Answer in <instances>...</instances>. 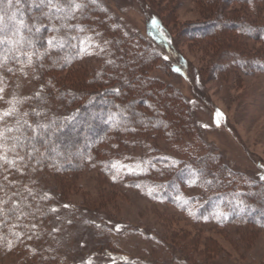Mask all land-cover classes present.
Segmentation results:
<instances>
[{
	"label": "rangeland",
	"instance_id": "1",
	"mask_svg": "<svg viewBox=\"0 0 264 264\" xmlns=\"http://www.w3.org/2000/svg\"><path fill=\"white\" fill-rule=\"evenodd\" d=\"M102 1L111 14V24L117 26V40L125 36L122 28L147 43L152 48L150 54L155 51L149 75L159 78L163 91H177L181 102L176 105L182 106L183 118L172 119L176 106L167 99L171 96L168 93L157 98L156 89L151 97L136 98V79L124 93L126 101H133L135 110L150 115L153 100L163 120L178 123L176 130H166L156 123L113 130L112 125L118 122L114 114L102 103H87L88 109H100V113H88L84 121L75 118L59 130L64 138L81 129L77 141L71 137L61 146L55 143L50 160L44 162L37 155L23 169V175L12 171L23 195L27 193L25 188L33 193L37 190L39 196L44 191L63 206L54 203L51 209L56 211L48 210L47 219L42 211L47 199H39L41 196L31 217H13L5 209L11 204L3 206V224L14 225L0 246V264H85L89 260L91 264H264V0ZM0 7L7 9V3ZM14 7L22 8L21 4ZM218 12V25L225 19L233 18L234 22L219 25L214 34L203 39L184 34L187 30L195 35L209 29L211 18ZM151 13L165 19L175 38L176 53L159 44L149 32L147 16ZM5 14L4 23L11 27V14ZM78 15L67 24L78 22ZM29 17L31 24L37 18L43 22L41 11H31ZM20 18L29 26L25 15L17 12ZM58 23L52 24L58 27ZM50 29L49 38L64 35ZM212 32L208 30V35ZM81 34L83 38L92 37L91 43L105 51L100 53L93 47L77 52L74 61L58 59L59 63H54L50 56L57 50L53 48L44 56L46 59L35 62L34 58L32 66L5 57L6 62H0V87L4 88L0 111L11 106L6 101H13L18 111L25 109L28 100L40 92L45 73L59 88L78 91L83 96L81 102L96 93H101V102L110 97L119 102L123 95L108 90L104 74L114 71V58L110 56L115 42L97 28ZM7 36L12 41L7 44L10 50L14 45L16 52L26 50L21 48L23 43L16 45L18 35L8 32ZM0 47L4 57L9 49ZM67 48L63 47L64 51ZM176 54H181L185 65L177 76L168 65L178 61ZM46 63L53 70L45 69L44 73L39 68L40 79L37 69ZM105 69L108 71L101 75ZM65 101L55 95L48 105L57 109L65 106ZM114 107V113L125 116L123 110ZM128 112L131 114V110ZM106 122L110 126L103 128ZM8 124L15 125V120L9 119ZM36 146L46 150L43 142ZM20 155H24L22 150ZM12 156L8 154L9 159ZM71 161L73 164L64 172L56 165ZM245 201L256 202L250 216L232 219L230 207L237 206L242 214ZM26 217L29 223L35 221V227L31 226L35 237L23 238Z\"/></svg>",
	"mask_w": 264,
	"mask_h": 264
},
{
	"label": "trees",
	"instance_id": "2",
	"mask_svg": "<svg viewBox=\"0 0 264 264\" xmlns=\"http://www.w3.org/2000/svg\"><path fill=\"white\" fill-rule=\"evenodd\" d=\"M33 0H23V2L21 3V7L20 10L17 9L15 3L13 4L12 8L9 9L8 5H7V9L4 10L5 13L7 14H11L13 11H17L19 13H22L25 15V17L27 18V22L29 24V27L35 25L37 27L41 28V31L39 33H28L25 30H22L21 33L17 36V40L20 39V37L24 38V43L23 46L21 47L23 50H31L32 48L29 47L28 41H31L33 43L36 44L37 48H39L40 52L44 51V46H46V42L47 39H49L47 33H49V31H47V29H50V26H54L52 23L55 21H58L59 25H57L58 27L60 26L61 21L59 20H54V21H47L44 17L41 18V20L43 22H35L34 24L31 22L32 18H30L29 16H31V11H40L39 9L35 10L36 8L33 7V4H30ZM36 1V0H35ZM39 1V0H38ZM210 2H214V0H207ZM219 0H217L218 2ZM37 2V1H36ZM77 2H81L84 3L86 5V7L79 12L78 18L79 21L76 23H70L69 27L70 28H83V29H90V28H97L99 30H101L104 34H106L108 36V38H111L112 42H115V46L112 49V54L110 57L114 58V65L115 67H113L112 70L114 71H109L110 73H104L108 70H104L101 72V75L104 73L105 74V78L106 83H108V90L109 91H114L118 89V94H121V98L119 99V102H116L117 100L114 97H110L109 99H107V101H102L101 99V93H96V94H92L91 98H89L88 100L81 102L82 101V95L75 90H69V89H64V88H59V84H57V82L55 83L54 79H52V77L49 76H45V69L46 70H53L50 69L48 66L46 67L47 63L44 64L45 66H40L37 69V73L40 77V79H42L40 70H42L45 75L44 77H46V79H44V81H41V84L39 86V95H35L32 96L29 100H28V104L26 106L25 109H21L19 110V114H20V118L22 119H26L28 121V123L33 124V126H35V123L37 121L43 123V124H50V130L45 132H42L39 134L38 136V140L43 141V144H45L46 146V150H42L39 149V153L37 155H39L40 159H43V161L45 162L47 159L50 160V156L53 155V152L51 150L52 146L56 143L57 145L61 146V144H65L66 142L70 141L71 137L73 139L76 138L75 141H77L80 137V131L75 132L74 136H67L64 138H61L59 130L63 129V126H66L67 123H71L74 122L75 118H79L82 119L83 121L87 118L86 115L89 114H93L94 112H99L100 113V109H88L87 103L91 102L92 104H94L95 106L101 104L103 105V107L108 108V110H110L111 114H114L115 120H117V124H113L112 125V129L116 130L118 129V127H120L119 129L122 128H127V129H135L137 126H139L140 124H152V123H156L158 125L163 126L166 130H176L178 127V123H174L173 121H171L173 124H171L170 122H166L165 120H163V118L161 116L158 115L157 110L160 109L158 106H156L155 102L150 101L151 104L150 106H152L153 104V108L150 109V112H152L150 115L139 112L137 110L134 109V105H133V101H126L124 93L128 91V89L131 87V81L132 80H137V84H139L138 89L135 91V95L136 98L139 99H143L146 95L150 94L153 96L154 94H156V91L158 92V95L156 96L157 98H160V94L161 93H168L166 91H163V86H161L160 88V82H159V78H157L156 76H153L152 74L149 75V73L151 72V66L150 64L154 61L155 58V51L153 54H150L152 48L150 49V46L147 45V43H143V41L140 39H138L136 36H132V35H128V32L126 30H123L122 28H120L123 32L124 35L127 36H123L120 37L119 40H117L119 38V36L116 35L115 33V29L117 28L116 25H112L111 24V20H110V16L111 14L109 13L108 7L107 5L102 1V0H94V2H92V0H77ZM223 2V1H222ZM174 6V4H173ZM1 8V7H0ZM219 10H220V5H219ZM218 10V11H219ZM44 11H47V9H44ZM42 14V13H41ZM220 12H218V14H216V16L214 15L211 19H213V21H211L210 24L213 23V25H211L209 27V29L206 28V30L203 31H199V33H196L195 35H190L188 34L189 31L184 30L183 32H185L184 34L187 35V37H191L193 36V38L195 39H203L206 38L207 36H211V34H214L217 30L219 25L217 24V20H221L218 16H219ZM24 18V17H23ZM233 20V21H232ZM227 21H230L231 23L234 22V19L232 18L231 20H226L223 21V23L221 25H226ZM69 21H66L65 23H67ZM51 23V24H50ZM238 23V22H237ZM27 24V23H26ZM40 24H42L43 26H41ZM47 24L49 25L48 27H45L44 25ZM220 25V26H221ZM245 25H247V23H245ZM147 26H148V30L149 32L151 31V35L154 36V38L156 39V41H159V44H163V46L169 50H171L172 52L176 53V48L174 46V41L175 38H173L169 32V28L165 22V19L160 16L157 13H151L147 16ZM238 26V25H236ZM208 30H212V33H209L208 35ZM24 31V33L22 34V32ZM98 31V30H97ZM253 31H257L256 29H254ZM51 32V31H50ZM61 34L68 35V36H79L81 38H83V35L81 34V32L76 31V30H72V31H64L63 30L60 32ZM84 34V33H83ZM62 36V37H63ZM9 36H7L8 38ZM40 37L39 40H37L36 38ZM192 38V37H191ZM117 40V41H116ZM17 45V44H16ZM68 45V46H67ZM3 46V45H0ZM66 47H68L65 51L63 48H55L57 51L56 55L53 56L51 58L50 56V60H52L54 63H59L57 62L58 59L59 61L61 60H67L68 62H70V60H75V58H77V52H80V48L78 47V41L75 40H68L66 45ZM116 47V48H115ZM1 48V47H0ZM7 50L8 45H6ZM14 49H15V45H14ZM8 50L6 55L4 57H2L0 55V62L1 63H5L6 61L4 60L5 57L8 59H12L14 60L15 57L20 56L21 54V50L18 48V52H16L15 50ZM25 50V51H26ZM1 53V51H0ZM234 54V53H232ZM176 56L179 58L178 61L168 64L171 65L170 69L172 74L174 75H181L180 72H182L181 70L183 69L182 66H185L183 64L182 61V56L181 54ZM47 57H44V59H46ZM158 58H160L158 56ZM155 62V61H154ZM52 63V62H51ZM169 63V62H168ZM45 67V68H44ZM182 67V68H181ZM3 68V66L1 67ZM40 68V70H39ZM62 68V66L60 67ZM52 72V71H51ZM99 75V77L101 76ZM108 76V77H107ZM160 84V85H159ZM129 85V87H128ZM43 86V87H41ZM157 89V90H156ZM156 90V91H155ZM162 91V92H161ZM177 91L174 89H171L169 91V95H171L169 98L173 103V106L175 107V111H174V115L172 119H176V120H180L183 118L182 115V106L180 107L179 105H176V102H181V98L178 97L176 95ZM57 95L58 97H60L62 100H66L65 106H61L60 108H52L49 107V100L53 98V96ZM135 98V99H136ZM55 99V98H54ZM81 99V100H80ZM78 100V101H77ZM80 100V102H79ZM134 100V99H133ZM76 101V103H75ZM166 101V100H165ZM104 102V103H103ZM163 107V102L162 104ZM114 106H116L118 109L120 108L121 110H123V114L125 116H123L122 118L119 117V115H117L118 113H114L112 108H115ZM141 106L143 107V105L141 104ZM98 108V107H97ZM165 109V106H164ZM33 110L39 111L41 113V116L37 117L35 115H32L31 113L33 112ZM102 111H104L101 108ZM128 110H131V114H129ZM161 111V110H160ZM30 113L27 117L23 116V113ZM87 112V113H86ZM155 113V114H154ZM127 116V117H126ZM185 116V115H184ZM107 124V125H106ZM86 124H83V126ZM110 126L109 122H106L102 125V127H106V126ZM159 128V127H158ZM100 132H102V128L99 129ZM99 132V133H100ZM128 132V131H126ZM29 135H35L33 133H29ZM91 138V139H90ZM89 140H93V137H90ZM96 140V138H94ZM72 140V139H71ZM47 144V145H46ZM36 155V156H37ZM13 158V156H12ZM11 158V159H12ZM10 159V160H11ZM37 161V160H36ZM40 162V161H39ZM43 163V162H42ZM73 164V162H68L67 164H65L64 166L62 164H58L56 163V165H59L61 169H63L62 172H64V170L69 169V165ZM62 166V167H61ZM18 168H23V165L17 164ZM0 183H5L4 181V177L5 176H10L8 178L9 181H13L11 182L12 184L15 185V187H9V188H5L6 190L2 191V193L0 192V198H6L5 197V192H7L8 195H11L12 193H15L19 190H22V185L19 186L18 183V177L15 173H13L12 171L15 170H8L6 169L5 166L0 167ZM3 178V179H2ZM7 180V181H8ZM3 181V182H2ZM19 188L18 190H14V188ZM37 190H35L34 192V196L33 197H28V194L24 192H20L22 194V196L20 198H14L13 202H15V199H20V207L19 210L13 214V217H16V215H20L22 213H29V216L31 217V214H33L34 209L37 207L35 206V202L38 201V198L41 196L43 197L44 194H48L47 198V203H43V209L42 211H44V218H50L49 217V211L52 207L53 204L57 203L60 204L61 206H63L62 202L59 199H56L54 196L50 195L47 192H44L39 196L36 193ZM32 192V191H31ZM40 192V191H39ZM41 197L39 199H41ZM27 198V199H24ZM35 201H34V200ZM43 200V199H41ZM250 202V203H249ZM249 202H242V206L243 208V212L242 214H240L237 211V206H235V208L233 206L230 207V211H229V215L230 217L233 218H248L250 216V211L252 209H254L253 207L255 206L256 202L253 203L251 201ZM30 205V207H24V205ZM258 204V203H257ZM241 205V204H240ZM5 206V205H4ZM58 206V205H57ZM260 205L258 204L257 207H259ZM46 207V208H45ZM59 207V206H58ZM264 207V206H263ZM41 209V207H39ZM5 209L7 210V207H5ZM260 209V208H258ZM235 210V211H234ZM260 211V210H259ZM260 213V212H259ZM260 215V214H259ZM33 216V215H32ZM22 217H24V215H22ZM4 218L0 217V237H2V241H0V246L2 245V243L5 241L6 239V235L7 232H13L11 231V228L14 223L10 222L8 225L6 224V222L3 224ZM25 220H27V224H24L26 229L23 232V238L28 236H31V238L35 235V233L32 232V228L31 226L35 225V221H33L32 223H29L28 220L29 218L26 217ZM51 222H48V224ZM6 224V225H5ZM45 226H47V224H45ZM34 231V230H33ZM47 231V230H46ZM35 232V231H34ZM16 234V233H15ZM14 234H13V238H14ZM6 242V241H5Z\"/></svg>",
	"mask_w": 264,
	"mask_h": 264
},
{
	"label": "snow or ice",
	"instance_id": "3",
	"mask_svg": "<svg viewBox=\"0 0 264 264\" xmlns=\"http://www.w3.org/2000/svg\"><path fill=\"white\" fill-rule=\"evenodd\" d=\"M5 2L7 3L9 9H11L14 3L19 5L23 2V0H0V5H3ZM92 2H94V0H92ZM33 7L39 9L42 16L49 22L54 20L61 21L59 27H51L50 30L53 33L58 34L62 30L66 32L72 30L79 32L85 31L83 28H70L69 25L65 23L70 19L76 18V13L81 12L86 7L84 3L77 2V0H39L38 3H33ZM44 9H47V11H44ZM5 15L6 14L4 13L3 8H0V34H2L0 35V45L12 43V41L7 38L8 32H11L13 36H17L21 30H25L28 33H39L41 31L40 27L35 25L29 27L26 25L23 18L17 19L16 11H13L8 17L10 21L14 22L12 26L9 27V25L4 23ZM37 22H40L39 18H37ZM44 26L48 27L49 25L45 24ZM36 39L39 40L40 37H37ZM92 39V37L81 38L79 36L68 35L60 37L58 35H53L51 38L47 39L43 52H40L35 43L28 41L29 47L32 48V51H22L21 55L24 57L22 61L19 56L15 57V59L26 66H32L34 64V58L35 62H39L44 56H47L50 49L65 47L68 40L78 41V47L81 52H86L87 49L94 47L97 48L100 53H103L105 49L99 44L91 43ZM15 43H24V38L20 37V39L15 41ZM165 59H167V57H165ZM109 63H112V61H109ZM8 71L11 72L13 69L9 68ZM115 91L118 92V89ZM3 92L4 88L0 87V99H3ZM37 95H39V93H37ZM6 103H9L11 106L8 109L0 111V167L6 165L8 170H15L23 175V169L18 168L17 164L23 165V168H27L28 162L36 159V155L39 153L36 143L43 142L38 141V136L42 132L46 133L49 131L51 125L43 124L37 121L35 126H33V124L28 123L26 119L20 118V114L13 101H6ZM29 114L30 113L25 112L23 113V116L27 117ZM31 114L37 117L41 116V113L36 110H33ZM9 119L15 120V125H9ZM29 133H33L35 135H29ZM21 150L24 152V155H20ZM9 153L13 154V158L11 160L8 158ZM36 162L39 163V161ZM261 179L264 180V176H261ZM7 180L8 178L5 176V183H0V191H4L6 187L15 186L14 184H8ZM25 191L28 193V197L34 196V193L27 188H25ZM21 196L22 194L19 191L12 193L11 195H8L7 192H5L6 198H0V215L5 213L3 206L9 204H11V206L7 208V212L15 214L19 210L20 199H15V202H13V200L14 198H20ZM47 198H49L48 194H44V196L41 197V199ZM24 207H30V205L25 204ZM64 207H69V205H64ZM51 211L55 212L56 209L53 208ZM22 215H29V213H22ZM33 227H35V225H33ZM85 264H91V260L86 261Z\"/></svg>",
	"mask_w": 264,
	"mask_h": 264
}]
</instances>
